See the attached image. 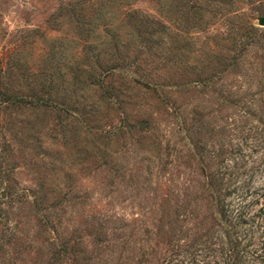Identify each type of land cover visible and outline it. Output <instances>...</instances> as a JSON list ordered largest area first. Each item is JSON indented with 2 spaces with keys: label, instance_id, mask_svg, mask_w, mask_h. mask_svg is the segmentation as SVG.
Returning <instances> with one entry per match:
<instances>
[{
  "label": "rangeland",
  "instance_id": "rangeland-1",
  "mask_svg": "<svg viewBox=\"0 0 264 264\" xmlns=\"http://www.w3.org/2000/svg\"><path fill=\"white\" fill-rule=\"evenodd\" d=\"M259 16L264 0H0V90L23 97H0V262L46 264L74 239L87 251L60 264H92L97 222L105 264L214 248L206 172L264 185ZM47 83L66 111L30 104Z\"/></svg>",
  "mask_w": 264,
  "mask_h": 264
},
{
  "label": "trees",
  "instance_id": "trees-1",
  "mask_svg": "<svg viewBox=\"0 0 264 264\" xmlns=\"http://www.w3.org/2000/svg\"><path fill=\"white\" fill-rule=\"evenodd\" d=\"M55 87L56 86L50 85L49 83L41 85V92L44 93V95H38L37 91L33 89V92H31L32 95L29 98L30 104L32 106H49L61 111H66L67 108L60 99H53L52 93H55ZM0 97L4 100L16 99L17 102H21L23 98L20 95H9L4 89L0 90ZM259 162L255 165V169L258 168ZM248 176H250V174ZM217 179L218 176L216 173L206 172L205 183L207 189L209 188V198L212 200L213 209H215V214L217 215V217H214V220L220 228L219 236L215 239V247L213 248L211 243H208L211 242V239H209V235H207L201 246L197 245L195 249L185 248V261L183 263L180 261V263L171 262V264H264V185L249 188L247 186L249 179H247L245 183L243 182V184L235 183L234 180L227 179L225 181L226 184L222 187V185H217L219 184ZM220 180L222 181L221 178ZM213 183H215V185ZM217 186L219 188H217ZM260 189L263 190L260 191ZM26 190L30 192V197L24 200L28 201L35 213L38 208H42L41 204L44 202V198L38 194V187L27 188ZM234 198L235 200L232 201ZM47 205H43L44 208L47 209ZM45 216H47L46 213H44L43 222L47 223L49 219L48 216L47 218H45ZM106 231L107 225L101 222H97L96 225H91L89 234H92L93 240L96 244L98 243V247L101 248L100 252L95 251L97 257L92 264H105L106 262L107 255L106 252L103 251L104 248H107L106 246L109 241ZM16 233L17 231L13 224V226L4 233V236H6V238H11L14 237ZM114 237L118 238L117 236ZM206 240L208 241L207 243ZM73 242L74 239L71 243H68V239L57 242L49 251L46 264H52L54 262L60 264L63 258L69 257L68 253L78 254L81 250V252L87 251L85 248L74 246ZM88 251H91V249ZM83 255L84 253L79 254L82 263L78 262V255L72 256L71 260L74 262L73 264H88V256L83 257ZM141 255H144V250H142ZM170 260L171 257H168L165 264H168ZM137 262L146 264L148 261L146 258L141 257ZM0 264L13 263L0 262Z\"/></svg>",
  "mask_w": 264,
  "mask_h": 264
},
{
  "label": "water",
  "instance_id": "water-1",
  "mask_svg": "<svg viewBox=\"0 0 264 264\" xmlns=\"http://www.w3.org/2000/svg\"><path fill=\"white\" fill-rule=\"evenodd\" d=\"M258 24H261V25L264 24V16H259L258 17Z\"/></svg>",
  "mask_w": 264,
  "mask_h": 264
}]
</instances>
